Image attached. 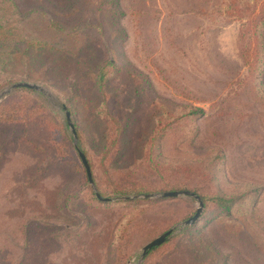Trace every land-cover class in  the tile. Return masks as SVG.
Here are the masks:
<instances>
[{
  "label": "rangeland",
  "instance_id": "374dc122",
  "mask_svg": "<svg viewBox=\"0 0 264 264\" xmlns=\"http://www.w3.org/2000/svg\"><path fill=\"white\" fill-rule=\"evenodd\" d=\"M240 1L259 5V0ZM119 4L122 38L113 36L110 19L103 6L98 11L96 0H0V40L40 39L49 45L42 61L13 55L0 64V77L15 75L17 81L42 86L56 106L41 92L27 90L58 122L66 121V106L85 135L83 148L96 159L103 143L90 116L93 82L101 61L114 59L120 69L108 89L119 113L132 122L124 154L108 167L113 182L154 185L160 180L145 170L143 148L155 114L165 106L178 118L156 138L154 158L161 164H202L212 173L216 191L237 198L222 214L203 207L195 232L210 245L180 243L173 262L264 264V95L243 83L239 21L225 12L226 0ZM129 69L138 81H147L140 102ZM24 127L14 130L26 129L43 143L37 126ZM9 131L12 143L9 135L0 138V264H112L113 239L126 220L149 227L136 232L128 259V264H141L147 255L140 260L143 245L159 235L148 239L150 229L169 224L171 235H178L198 206L188 196L126 199L128 195L107 192L111 182L101 169L97 181L104 196L114 200L93 205L82 192L80 174L47 165L50 148L33 150ZM70 188L77 197L62 205V192ZM249 193L253 195L247 197ZM166 255L152 257L149 264L167 262Z\"/></svg>",
  "mask_w": 264,
  "mask_h": 264
},
{
  "label": "trees",
  "instance_id": "16d2710c",
  "mask_svg": "<svg viewBox=\"0 0 264 264\" xmlns=\"http://www.w3.org/2000/svg\"><path fill=\"white\" fill-rule=\"evenodd\" d=\"M77 0H70L71 4ZM99 3L98 11L104 7L106 18L110 19L113 27V36L124 37L126 33L124 28L118 23V19L123 14L119 0H96ZM225 12L234 16L239 21L238 29V48L241 59L246 67V75L243 83L249 84L251 92L264 95V0H259V5L251 6L248 2L241 3L240 0H226ZM48 42L40 39H12L0 40V64L9 63L13 55L26 57L29 62L42 61L44 53L48 50ZM75 64H79L76 60ZM120 66L114 59L103 60L98 65L96 78L93 82V91H95V103L90 116L98 126L99 138L102 140V151L96 159H91L88 152L83 148L85 135L74 122L77 141L74 143V137L65 120L58 122L49 112L48 108L39 98L32 97L26 88H15L12 93L0 101V138L1 135H11L10 131L15 132L14 138H21L31 146L33 150H52L47 165H63L74 173L81 175L83 184V193L95 205L101 203L97 199L94 190L88 182L87 173L82 164L79 152H82L89 164L94 184L98 192L105 195L97 181V170L101 169L104 176L110 180V186L107 192H113L119 195H135L150 193L152 191H171V190H189L198 194L203 202V207L208 208L210 213L216 215L229 212L233 208V203L237 198H227L221 195L215 189L213 175L207 167L202 164H179L169 163L161 164L153 156L154 142L164 129L177 120L178 115L161 106L159 112L154 117V124L151 134L148 136L147 144L143 148V166L146 171L156 175L160 180L154 185H144L138 181H126L127 184L119 185L113 182L112 175L108 174V167L115 163L124 154L126 129L132 122L125 115H121L116 104L113 101L109 91V80L119 71ZM130 75L135 80L133 90L141 97L146 93L147 81H138V74L129 69ZM15 78V79H14ZM15 75L5 74L0 77V91L7 85L17 81ZM92 93V89H89ZM180 117V116H179ZM131 120V121H130ZM37 126L38 133L43 135V143H38L36 139L30 136L26 129L14 130L17 125L28 124ZM9 135V136H10ZM14 139L10 136L9 141ZM156 143V142H155ZM34 173V170L32 171ZM117 182V181H115ZM122 183V182H121ZM77 190L70 188L62 192L61 204L66 205L68 201L77 197ZM253 193H249V196ZM168 198V197H167ZM149 200V199H146ZM246 202V199H243ZM187 215H184L185 218ZM201 216V215H200ZM200 218V217H199ZM126 222L120 226L112 244V264H128V259L133 250V241L137 231L149 227L142 222ZM196 221L185 225L182 232L178 235L167 236V239L155 248L148 251L141 264H149L152 257L167 254V262L162 264H204V262L195 260L193 263H184L180 258L178 262H173L176 254V245H210L204 238L199 236L196 231L198 228L194 225ZM29 222L27 223L29 228ZM194 225V226H193ZM26 229V235L30 232ZM32 228V227H31ZM149 237L161 234L170 228V225L162 224L160 227H152ZM157 228H160L157 232ZM201 257H199L200 259ZM212 260H215L212 259ZM156 264V263H155ZM161 264V260L157 263Z\"/></svg>",
  "mask_w": 264,
  "mask_h": 264
},
{
  "label": "water",
  "instance_id": "95a60500",
  "mask_svg": "<svg viewBox=\"0 0 264 264\" xmlns=\"http://www.w3.org/2000/svg\"><path fill=\"white\" fill-rule=\"evenodd\" d=\"M15 88H26L29 90L39 91L43 94L44 97L49 99V101L52 105H55V106L57 105L55 102H53V99L50 98L49 94L47 92H45V90L43 89L42 86H40L36 83L28 82V81H17L15 83H12L8 87L4 88L2 91H0V100L2 97H5L11 90H13ZM62 109L65 112L66 123H67L68 127L70 128L71 133L74 137V143H76L77 136H76L74 124L71 121L70 111L64 105H62ZM79 156H80L82 164L85 168V171L87 173L88 182L91 185L92 189L94 190L97 199L102 201V202H110V201L114 200L113 197L103 196L102 194H100L96 190L88 161L82 152H79ZM178 196H188V197L195 198L197 200L198 206H197L195 212L193 213V215H191L190 217H188L187 219H185L183 221V224L193 223L201 215V212L203 209V202L201 200V197L198 194L191 192L189 190L180 189V190L164 191L161 193H152L151 192V193L135 194L132 196L128 195V196H124V198H126V199H134V198H138V197H142V198L163 197V198H166V197H178ZM172 231H173V227L169 228L168 230L164 231L163 233L159 234L158 236L154 237L153 239H151L150 241L145 243L142 247V251L140 254V260L148 253L149 250H151L152 248H155L158 245H160L161 243H163L167 239V236L172 233Z\"/></svg>",
  "mask_w": 264,
  "mask_h": 264
}]
</instances>
